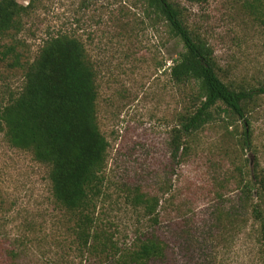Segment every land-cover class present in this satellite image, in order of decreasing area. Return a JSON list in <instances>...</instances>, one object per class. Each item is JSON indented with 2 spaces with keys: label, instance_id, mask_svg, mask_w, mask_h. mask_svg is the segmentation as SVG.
Instances as JSON below:
<instances>
[{
  "label": "rangeland",
  "instance_id": "1",
  "mask_svg": "<svg viewBox=\"0 0 264 264\" xmlns=\"http://www.w3.org/2000/svg\"><path fill=\"white\" fill-rule=\"evenodd\" d=\"M176 1L213 47L225 80L264 82V21L243 8L244 0ZM18 2L27 7L21 29L0 39L5 97L21 89L22 64L33 61L50 37L78 38L94 67L98 122L109 142L107 197L96 211L100 227L120 247L132 245L145 222L128 194L140 188L159 199L168 264H264L251 202L240 198L254 162L264 175V95L247 113L252 151L243 148L244 120L221 117L191 139L187 153L182 147L175 156L174 130L181 115L195 109V87L172 79L184 46L163 19L141 0ZM6 46H15L22 64ZM76 224V215L53 196L49 167L0 132V264H121L119 254L80 240Z\"/></svg>",
  "mask_w": 264,
  "mask_h": 264
},
{
  "label": "trees",
  "instance_id": "2",
  "mask_svg": "<svg viewBox=\"0 0 264 264\" xmlns=\"http://www.w3.org/2000/svg\"><path fill=\"white\" fill-rule=\"evenodd\" d=\"M141 1L183 43L184 50L171 68L172 79L195 87V109L181 115L179 127L174 130V155L182 147L187 153L191 139L221 117L244 120L243 148L252 151L247 113L249 105L264 95V82L248 86L225 80L213 47L191 28L187 8L180 2ZM187 1L203 4L209 0ZM242 6L264 21V0H244ZM26 13L27 7L18 0H0V39L20 30ZM5 53L14 56L16 64H22V55L15 46H6ZM22 65L25 80L21 89L9 97L0 90V132L13 146L32 151L49 167L53 196L76 215L79 239L85 244L92 239L95 250L108 251L111 256L119 254L121 264L170 263V243L158 231V197L140 188L129 191L133 210L145 222L144 231L132 245L120 247L102 223L100 227L96 211L107 197L104 172L109 142L99 126L95 70L83 42L67 34L50 37L37 57ZM248 176L241 181L240 198L247 205L251 202L253 222L259 225L264 240V175L258 171L257 162ZM236 226H240L238 220Z\"/></svg>",
  "mask_w": 264,
  "mask_h": 264
}]
</instances>
